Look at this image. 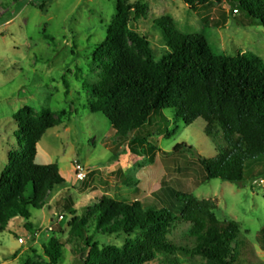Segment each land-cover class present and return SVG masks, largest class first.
Segmentation results:
<instances>
[{
	"label": "rangeland",
	"instance_id": "374dc122",
	"mask_svg": "<svg viewBox=\"0 0 264 264\" xmlns=\"http://www.w3.org/2000/svg\"><path fill=\"white\" fill-rule=\"evenodd\" d=\"M118 1L145 7L128 28L148 40L156 58L167 48L153 23L167 16L181 34L203 35L215 53H252L264 62V27L248 23L227 2L191 10L182 0H0V174L9 154L21 152L12 119L19 110L30 107L33 116L43 110L66 113L36 145L35 158L38 165L56 164L65 187L47 193L41 210L30 209L28 221L9 220L0 234V264H51L44 253L50 240L61 246L57 264H85L87 253L78 251L82 245L70 235L72 224L90 216L103 198L160 208L158 198H164L168 188L175 191L176 201L192 196L212 202L219 221L238 225L236 253L250 255L251 246L252 258L264 263L258 240L264 233V157L245 164V181L240 186L220 180L201 184L197 157L213 159L224 145L218 123L207 136L201 119L184 125L172 110L163 111L155 117L157 126L144 131L157 151L137 156L128 151L132 135L120 138L105 117L89 112V87L100 81L104 68L112 63L109 56L94 63L93 53L105 39ZM176 145L193 151L172 153ZM76 164L85 170L83 181L74 175ZM67 200L74 214L62 209ZM27 224H32L31 230ZM92 233L91 226L87 236ZM27 236L23 244L18 243ZM127 239L122 234L94 236L100 248H122ZM167 239L176 252L157 254L146 264H204L192 254L195 243L189 224L174 223Z\"/></svg>",
	"mask_w": 264,
	"mask_h": 264
},
{
	"label": "trees",
	"instance_id": "16d2710c",
	"mask_svg": "<svg viewBox=\"0 0 264 264\" xmlns=\"http://www.w3.org/2000/svg\"><path fill=\"white\" fill-rule=\"evenodd\" d=\"M191 10L210 3L227 2L248 23L264 27V0H182ZM139 3L117 2V14L106 27L105 39L93 53V62L111 58L100 81L89 87L91 101L87 108L101 114L112 130L128 139V151L140 156L157 149L147 142L144 131L157 126V114L172 110L174 118L184 125L201 119L204 134L210 136L213 125L221 129L224 145L213 159L197 157L202 172L201 184L220 180L242 185L244 167L249 161L264 157V62L252 53L226 56L215 53L200 34H181L170 17H161L153 25L163 36L167 51L156 58L145 37L128 28L131 19L144 13ZM66 113L43 110L33 116L23 107L14 116L20 153H10L0 174V234L10 219L28 221L30 209L41 210L47 193L64 188L58 166L35 163L36 145L50 129L61 123ZM166 122V118H162ZM218 123V124H217ZM191 147L176 145L172 153ZM124 155L127 153L122 152ZM164 155V153H163ZM173 189L158 198L160 208L103 198L90 216H82L72 224L70 235L87 253L85 264H146L157 254L172 255L174 245L167 239L176 222L190 225L194 239L192 254L204 264H264L250 255L236 253L239 230L232 221H219L215 205L187 196L175 198ZM170 202L167 208L163 203ZM71 201L63 210L74 214ZM93 233L87 236V229ZM28 230L32 224L26 225ZM137 232L138 238L130 240ZM258 238L264 249V233ZM122 234L128 239L122 248L99 247L95 235ZM51 264H57L61 246L50 240L44 249Z\"/></svg>",
	"mask_w": 264,
	"mask_h": 264
},
{
	"label": "built area",
	"instance_id": "2783aa9c",
	"mask_svg": "<svg viewBox=\"0 0 264 264\" xmlns=\"http://www.w3.org/2000/svg\"><path fill=\"white\" fill-rule=\"evenodd\" d=\"M235 13H237V11L234 10ZM85 170L84 168L80 165V164H76V166L74 167V175L76 177V179L78 181H83L85 178ZM263 182V181H262ZM62 218V217H60ZM34 234V233H33ZM28 238H19L18 239V243L23 244L25 240L29 239V236H27Z\"/></svg>",
	"mask_w": 264,
	"mask_h": 264
}]
</instances>
